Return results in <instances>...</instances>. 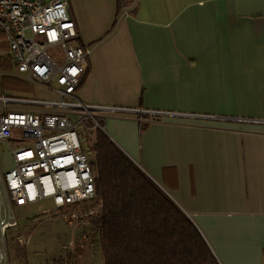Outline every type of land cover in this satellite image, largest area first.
I'll use <instances>...</instances> for the list:
<instances>
[{"label": "crops", "instance_id": "crops-1", "mask_svg": "<svg viewBox=\"0 0 264 264\" xmlns=\"http://www.w3.org/2000/svg\"><path fill=\"white\" fill-rule=\"evenodd\" d=\"M67 2L90 48L78 99L114 108L96 112L105 133L219 264H264V0H134L117 16L116 0Z\"/></svg>", "mask_w": 264, "mask_h": 264}, {"label": "built area", "instance_id": "built-area-1", "mask_svg": "<svg viewBox=\"0 0 264 264\" xmlns=\"http://www.w3.org/2000/svg\"><path fill=\"white\" fill-rule=\"evenodd\" d=\"M77 35L67 0H0V44L7 45L16 76L55 96L0 94V148L12 161L5 170L0 161V264H7L6 241L18 225L17 209L44 199L62 208L95 196L86 142L103 129L96 112L114 108L78 99L90 48Z\"/></svg>", "mask_w": 264, "mask_h": 264}, {"label": "trees", "instance_id": "trees-1", "mask_svg": "<svg viewBox=\"0 0 264 264\" xmlns=\"http://www.w3.org/2000/svg\"><path fill=\"white\" fill-rule=\"evenodd\" d=\"M133 2L116 0L115 16ZM94 134L88 150L97 209L90 223L103 264H219L191 219L104 130ZM73 258L68 252L65 261L75 264Z\"/></svg>", "mask_w": 264, "mask_h": 264}, {"label": "rangeland", "instance_id": "rangeland-1", "mask_svg": "<svg viewBox=\"0 0 264 264\" xmlns=\"http://www.w3.org/2000/svg\"><path fill=\"white\" fill-rule=\"evenodd\" d=\"M2 92L23 97L55 98L46 87L16 76L6 44H0V93ZM94 142L93 132L86 142L90 162L92 154L88 149ZM0 161L3 170L12 167L7 149L0 148ZM96 209L95 199L62 208L56 207L51 199H44L17 209L18 225L10 229L6 241L7 264H67L65 260L68 252L73 253V260L76 262L75 251L80 252L85 240L93 241L96 237L90 224ZM84 227L88 229L83 231ZM20 236L23 242L18 241ZM71 239L74 243L70 242ZM82 264H103L100 252H95L90 260Z\"/></svg>", "mask_w": 264, "mask_h": 264}]
</instances>
